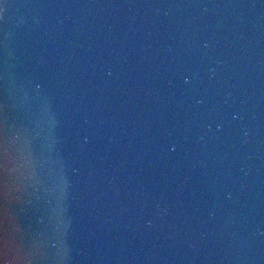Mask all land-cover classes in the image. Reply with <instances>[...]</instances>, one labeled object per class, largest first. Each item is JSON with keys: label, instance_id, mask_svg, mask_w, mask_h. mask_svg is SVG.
I'll return each instance as SVG.
<instances>
[{"label": "water", "instance_id": "95a60500", "mask_svg": "<svg viewBox=\"0 0 264 264\" xmlns=\"http://www.w3.org/2000/svg\"><path fill=\"white\" fill-rule=\"evenodd\" d=\"M5 5L10 7L9 17L19 22L22 17L17 12H21L26 22L12 25L2 11ZM165 10L170 14L164 15ZM237 13L245 23L233 32L229 14ZM34 15L40 17L38 26L32 24ZM219 16H229L223 33L212 27ZM5 30L19 40L20 78L35 77L54 91L51 72L64 66L72 72L70 86L77 96L80 89L89 92L73 102L63 91L56 92L54 107L46 92L33 94L27 102L37 132L55 137L75 169L70 212L75 241L84 253L73 264H264V0H0V40ZM241 34L242 39L237 38ZM204 40L219 41V46L193 57L189 49H198ZM169 46L173 53L167 52ZM113 48L126 57L123 63L114 62ZM45 52L54 57L52 67L49 72L36 71L33 59ZM221 53L230 59L218 79L225 86L240 80L233 90L235 99L221 105L223 89L208 84L207 103L196 106L192 98L199 93L184 84L185 70L198 65L206 81L208 64ZM2 56L0 50V74ZM68 56L73 57V65L64 64ZM247 57L250 71L236 77L241 59L247 62ZM110 64L113 75L107 77ZM81 71L85 76L80 77ZM250 83L255 89L251 99ZM149 88L167 101L160 109L167 120L155 122L151 130L132 140L127 133L150 107ZM3 99L0 80V103ZM101 99L105 123L83 125L80 108L95 111L92 106ZM177 101L184 103L185 119L199 113L191 127V144L185 141L182 127L174 137L158 132L172 122ZM50 111L57 113L54 126L48 122ZM235 112L243 118L233 119ZM250 112L256 113L254 121ZM112 113H119L117 120L109 119ZM220 122L224 127L217 131ZM208 124L212 128L207 151L200 153L195 141ZM244 128L253 129L247 145L241 143ZM114 133L120 134L119 139L110 143ZM84 137L89 138L86 144ZM173 143L175 151L170 150ZM217 150H227L229 159L217 191L210 193L207 184L218 173L212 170L205 177L191 169V160ZM249 152L256 158L249 161ZM244 165L248 175L241 172ZM189 172L192 182L178 194V182ZM51 186L47 176L38 177L14 205L26 225H31L36 205H47L52 199ZM226 190L233 193L231 201L222 198ZM158 205L167 207L168 213L159 215ZM213 206L217 215L209 217ZM227 214L238 218L237 226L228 230L224 227ZM241 240L247 241L243 248ZM59 242L55 233L40 235L42 251Z\"/></svg>", "mask_w": 264, "mask_h": 264}, {"label": "clouds", "instance_id": "9594fccd", "mask_svg": "<svg viewBox=\"0 0 264 264\" xmlns=\"http://www.w3.org/2000/svg\"><path fill=\"white\" fill-rule=\"evenodd\" d=\"M9 6L5 5L3 13L8 17L9 22L19 27L26 22L24 13L17 12L22 19L16 22L14 18L7 15ZM204 11L208 12L205 6ZM169 11L165 10L164 15H169ZM214 14V13H213ZM231 16L233 24V32L245 23V17L239 13ZM229 16H219L215 24L212 26L217 33H223L227 27ZM33 26L40 24L39 16H32ZM237 38L242 39V34ZM219 46V41L204 40L201 46L192 50L189 49L190 54L207 55L210 51ZM0 50L3 56V69L0 74V80L3 81L4 99L0 103V264H73L76 257L84 253V249L77 246L75 241V222L74 217L70 212V200L72 189V174L75 169L72 167L69 160H67L61 153L57 146L58 141L55 137L50 135H41L37 132V125L34 121L29 119L27 114V102L33 94L46 92L52 99V106L55 105V93L63 91L66 98L75 100H83L89 94L84 89L79 90L77 96L76 90L70 86L72 78L71 70H66L64 66L57 68L55 72H51L52 77L56 81V89L54 91L45 88L44 84L32 78H20L17 75L18 65L20 64L21 50L19 40L15 38L12 31L5 30L3 39L0 40ZM168 53H173L171 46L167 49ZM111 55L114 62L123 63L126 59L122 53L113 48ZM230 57H225L223 53L218 55L216 59L207 66V80L205 81L201 75V71L197 66L189 67L185 70L183 75V82L189 85L190 88L199 93L193 96L192 103L196 106L205 105L208 101V84H218L223 89L221 105H230L233 103L234 88L240 83L239 79L235 83L225 86L220 83L218 77L219 73L225 68ZM54 57L45 52L33 59V64L36 71L49 72ZM241 59V70L235 72L236 77H241L245 71H250V58ZM64 64L73 65V57L68 56ZM80 77L85 76V72L79 73ZM113 75L112 65H108L106 69V76ZM169 85L173 82L169 81ZM249 88L252 89L249 93V98L255 95L254 86L250 83ZM150 107L144 110L136 122L133 130L127 133L132 140L137 136H142L144 132L152 129L155 122L167 120V117L160 111L167 101L161 95L149 88L147 90ZM176 111L172 114V122L165 123L158 129L161 136L174 137L181 127L184 132V139L187 143H193L191 136V127L198 119L199 113H193L191 120L184 118V103L177 101L175 104ZM92 109L88 107L80 108V118L83 125H103L105 118L100 116L103 111L102 99L98 100ZM57 113L49 112L48 122L54 126L56 123ZM119 113H112L109 119L115 121L118 119ZM250 120H255L256 113L250 112L248 114ZM233 119H242L239 112L233 113ZM182 121V125L179 123ZM223 122L216 124L217 131L222 130ZM212 128V124L206 125L205 131L200 134L195 141L196 150L200 153H206L208 143V131ZM143 129V131H141ZM123 131V130H121ZM241 143L247 145L252 136V128H244L242 130ZM119 133H114L109 137L110 143H115L119 139ZM89 138L84 137L83 143H88ZM176 144H172L171 151L176 150ZM256 158V154L249 152L247 159L249 161ZM229 159V152L227 150H217L210 155H202L193 157L191 160V169L199 170L200 173L208 177L212 170H216L217 175L213 176L207 184V190L210 193L217 191L218 182L223 179L226 170V162ZM241 172L248 175V166L241 167ZM40 176H47L52 186L48 189L55 199V204H52V199L47 205L37 204L34 214L32 216L31 225H26L23 220L17 215L14 205L20 203L22 194L29 188L33 187L34 182ZM114 179V178H113ZM191 173H186L178 182L177 193L181 194L184 188L192 182ZM144 195V193H141ZM222 198L227 201L233 199V193L226 190L222 194ZM39 200V197H35ZM29 204L32 200L27 201ZM247 206V205H245ZM168 213L167 207L158 205V214L165 215ZM209 217L217 215V208L213 206L209 209ZM238 224V218L233 214H227L224 219V227L226 230L232 229ZM55 233L60 237V242L53 243L48 246L46 251L41 250L40 235L43 232ZM264 234V232H262ZM240 247L246 246L247 241H239ZM190 248H194L195 244L188 242Z\"/></svg>", "mask_w": 264, "mask_h": 264}]
</instances>
